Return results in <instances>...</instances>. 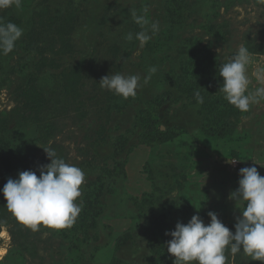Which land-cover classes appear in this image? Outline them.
Returning a JSON list of instances; mask_svg holds the SVG:
<instances>
[{"label": "rangeland", "instance_id": "374dc122", "mask_svg": "<svg viewBox=\"0 0 264 264\" xmlns=\"http://www.w3.org/2000/svg\"><path fill=\"white\" fill-rule=\"evenodd\" d=\"M145 5L159 31L141 46L132 13ZM0 20L23 29L15 49L0 55V264H153L147 237L156 225L174 231L194 215L208 225V212L235 232L246 205L229 198L240 170L254 166L264 177V100L238 110L219 91V69L245 46L252 54L248 91L264 87L254 75L264 68V4L22 0L20 8H0ZM152 67L157 72L134 97L99 85L114 73L143 78ZM193 69L199 74L189 83L204 102H222L219 136L200 131L202 104L175 86ZM166 93L172 100L154 103L153 125L171 131L172 140L150 134L139 141L140 112ZM47 147L84 171L76 201L82 211L71 228L34 232L8 211L2 189L22 171L39 177L51 163ZM86 212L92 216L84 232ZM225 255L226 264H259L242 250Z\"/></svg>", "mask_w": 264, "mask_h": 264}, {"label": "clouds", "instance_id": "9594fccd", "mask_svg": "<svg viewBox=\"0 0 264 264\" xmlns=\"http://www.w3.org/2000/svg\"><path fill=\"white\" fill-rule=\"evenodd\" d=\"M257 2L264 4V0ZM13 5L20 8L22 0H0V8ZM147 13V5L141 14L132 13L135 23L142 29L135 34L141 46L159 31V22H150ZM22 36L21 27L0 20V55L11 53ZM126 39L131 41L133 34L129 33ZM251 55L247 47L240 46L229 62L219 69V76L223 78L219 91L224 93L231 105L245 113L252 104L264 100V87L248 91ZM157 70L156 67L150 68V75L143 78L140 75L109 74L101 78L99 85L123 98L134 97ZM254 75L258 82L264 84V68L257 69ZM194 95L199 104L204 102L199 91ZM43 150L51 163L39 169V177L33 171H22L18 179L7 180L2 189L6 208L34 232L39 231L41 226L49 229L71 228L82 211L81 204L76 201L82 195L85 173L78 166L59 158L51 147ZM239 176V188L229 198L242 200L246 205L237 218L235 232L230 231L213 212H208V225L199 215H194L186 225L178 222L174 231L165 233L171 236L167 251L174 257L173 264H226L225 250L229 248L233 255L242 250L252 261L264 264V177L254 166L242 168Z\"/></svg>", "mask_w": 264, "mask_h": 264}, {"label": "trees", "instance_id": "16d2710c", "mask_svg": "<svg viewBox=\"0 0 264 264\" xmlns=\"http://www.w3.org/2000/svg\"><path fill=\"white\" fill-rule=\"evenodd\" d=\"M189 66V64H187ZM199 71L197 69H193L191 72H187V74L179 78L175 81V86L177 90L188 97H191L196 100L194 93L196 92L195 84H190V80H193L195 78V75H198ZM164 97V98H163ZM172 94L166 93L160 97H158L156 100L152 102V104L147 107V109H144L140 112L141 116L139 117V123L142 124V135L139 136V141H141L142 138L146 137V135L149 137L150 134H153L156 138L160 139L162 142L171 141L172 140V134L171 131H160L159 129L154 128V113L156 112L153 110L154 108H157V106L154 104L159 102L157 105H160L165 102H169L172 100ZM197 101V100H196ZM222 104L220 100H215L214 102H203L202 103V110L204 116L201 119L200 124V131L207 137H215L219 136L220 134H223L224 132L219 127L218 120L219 116H221V112H219V109L217 108L216 104ZM229 110H232L229 109ZM235 112V111H230ZM228 112V114L230 113ZM223 113V111H222ZM223 115H225L223 113ZM153 129V130H152ZM12 160V159H11ZM1 190V189H0ZM89 216H92L90 213L86 212L82 216L80 220V225L83 227V231L86 232L89 228L88 219ZM94 225V223H93ZM92 225V226H93ZM91 226V227H92ZM91 229V228H90ZM170 226L163 223V221L160 223V225H156L155 229L151 230V233L148 234L147 239L149 240V246L150 251L152 254V261L153 264H172V260L174 257H172L168 251H167V242L169 236L165 235L167 232H171ZM110 264H122L118 260H113Z\"/></svg>", "mask_w": 264, "mask_h": 264}]
</instances>
